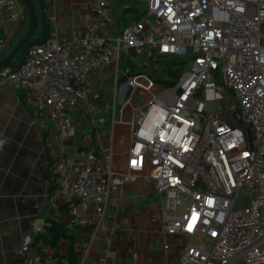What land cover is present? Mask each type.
Instances as JSON below:
<instances>
[{
  "label": "built area",
  "instance_id": "obj_1",
  "mask_svg": "<svg viewBox=\"0 0 264 264\" xmlns=\"http://www.w3.org/2000/svg\"><path fill=\"white\" fill-rule=\"evenodd\" d=\"M136 1L144 5L140 18L113 31L112 1L88 0L85 35H50L27 49L18 68L0 70L69 136L71 110L86 98L93 73L144 47L159 57H187L177 81L159 93L150 75L126 67L121 83L117 69L115 98L131 105L129 170L118 176L111 147L79 149L73 163L59 160L53 181L76 199L68 226H82L89 211L103 225L112 192L146 169L163 232L185 239L178 264H264V0ZM0 9L14 23L27 15L23 0H0ZM9 40L0 37V54ZM140 87L151 97L136 106ZM226 91L237 101L233 121L212 105ZM5 143L1 137L0 157ZM19 254L27 264H58L30 238Z\"/></svg>",
  "mask_w": 264,
  "mask_h": 264
},
{
  "label": "crops",
  "instance_id": "obj_2",
  "mask_svg": "<svg viewBox=\"0 0 264 264\" xmlns=\"http://www.w3.org/2000/svg\"><path fill=\"white\" fill-rule=\"evenodd\" d=\"M35 4L41 19L35 36L45 32L44 16L48 36L66 40L73 33H87L92 21L88 0H35ZM28 27L27 15L14 23L0 9V37L10 38L0 59ZM131 54L92 74L86 98L71 110L69 136L55 120L37 112L24 90L0 77V138L6 142L0 157V264H27L19 248L28 238L38 248L54 253L58 264H81L82 259L84 264H178L185 239L163 232L158 201L149 194L152 184L146 179V169L112 192L101 226L94 211H89L82 226L70 228V210L76 199L53 181L55 164L59 160L73 163L78 150L87 147L99 153L111 147L118 176L124 177L129 170L131 105L123 106L115 98L116 71L123 83L126 67L143 72L140 68L146 69L158 56L149 47L139 55ZM21 57L14 61L18 63ZM221 114L233 121L232 113ZM101 117L106 121L100 127ZM39 226L41 231L36 230ZM71 247L76 253L73 258Z\"/></svg>",
  "mask_w": 264,
  "mask_h": 264
},
{
  "label": "rangeland",
  "instance_id": "obj_3",
  "mask_svg": "<svg viewBox=\"0 0 264 264\" xmlns=\"http://www.w3.org/2000/svg\"><path fill=\"white\" fill-rule=\"evenodd\" d=\"M112 3L114 4V6L117 9L118 12V17L124 18V14L127 13V9L125 10L126 7H131L133 9L135 8H139L141 11L144 10V5L142 3L137 2L136 0H111ZM154 19V18H152ZM151 19V20H152ZM132 24V21H129L128 25ZM123 25V21H121V26ZM36 34L33 35V37L30 39L29 43H34L36 41H38L39 39H42L43 37H45L46 33L42 32L40 36H35ZM145 48V47H144ZM25 50V49H24ZM24 50L21 51V53L18 55V57L20 55H23ZM11 51V49L9 50ZM177 58H164V57H159L156 56L155 58L153 57V61H150L149 64H147L146 69L144 68H140L142 69L143 72H146L148 74H151V76L154 78V80H156V87H155V93H159L161 88L163 86H166L167 84L165 82H163L165 79H171L173 74L175 72H168L169 67H172V69H175L178 65L176 63H174V61H176ZM191 63V61H190ZM188 65L185 66V68ZM179 66V69H181ZM137 68L133 69L134 71ZM177 69V68H176ZM160 80V81H159ZM226 95L221 96L220 98H215L212 100V105L214 107L217 108H223V112L227 115L230 116L231 112H232V105H234L235 103H237L236 101V97L234 95H232L231 93H229L228 91H226L225 93ZM151 97V93L145 91L143 88H139L135 91V94L133 96V100H132V104L136 105V106H142L146 103V101ZM232 117L234 118V115L232 113ZM236 118V115H235ZM237 120V118H236ZM131 121V120H130ZM247 201H243V203H246ZM234 264H244L242 261H237Z\"/></svg>",
  "mask_w": 264,
  "mask_h": 264
},
{
  "label": "water",
  "instance_id": "obj_4",
  "mask_svg": "<svg viewBox=\"0 0 264 264\" xmlns=\"http://www.w3.org/2000/svg\"><path fill=\"white\" fill-rule=\"evenodd\" d=\"M26 8V13L28 17L29 27L26 33L21 37V39L14 45L12 50L2 59H0V70L4 68H18L22 63L27 49L35 43H44L48 39V23L46 17H42V23L45 27V37L39 39L34 43H29L30 39L36 33L38 27L41 24L40 16L37 12L35 0H23ZM25 49V50H24ZM24 50L23 55L18 63L14 61L21 51Z\"/></svg>",
  "mask_w": 264,
  "mask_h": 264
},
{
  "label": "trees",
  "instance_id": "obj_5",
  "mask_svg": "<svg viewBox=\"0 0 264 264\" xmlns=\"http://www.w3.org/2000/svg\"><path fill=\"white\" fill-rule=\"evenodd\" d=\"M111 1V0H110ZM127 9V13L124 14V18H121L118 17L117 19V25H119L118 28L122 27V26H125V25H128L129 21H134V20H137L140 18V16L142 15V11L137 7L135 9L131 8V7H126L125 10ZM121 21H123V25L121 26ZM166 59V57H164ZM174 58H177L176 61H174V63L178 64L176 65L177 69H172V67H169L168 69V72H175L172 76V78L169 80V79H165L163 82H165L167 84V86H170V85H173L178 77L180 76L181 74V71L185 68L186 66V63H187V57L186 58H178V57H174ZM179 66H182L180 67L181 69H179ZM134 72V71H133ZM135 74H139V73H144V72H140V71H137V72H134ZM151 76V74H149ZM152 77V76H151ZM160 81V80H159ZM76 253L74 252L73 250V247L70 248V255L71 257L70 258H73V256L75 255Z\"/></svg>",
  "mask_w": 264,
  "mask_h": 264
}]
</instances>
